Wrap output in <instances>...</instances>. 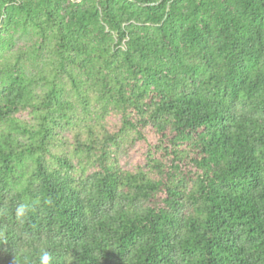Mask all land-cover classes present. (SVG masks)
I'll use <instances>...</instances> for the list:
<instances>
[{"label":"trees","instance_id":"obj_1","mask_svg":"<svg viewBox=\"0 0 264 264\" xmlns=\"http://www.w3.org/2000/svg\"><path fill=\"white\" fill-rule=\"evenodd\" d=\"M0 56V264H264V0H0Z\"/></svg>","mask_w":264,"mask_h":264},{"label":"rangeland","instance_id":"obj_2","mask_svg":"<svg viewBox=\"0 0 264 264\" xmlns=\"http://www.w3.org/2000/svg\"><path fill=\"white\" fill-rule=\"evenodd\" d=\"M80 1H82V0H79V2ZM130 24H137V22L131 21ZM125 25H129V24L126 23ZM147 26H149L150 28H154V26L152 24H147ZM3 59L4 58L0 56V87L2 86V83L5 82V79L2 77V74H1L2 73L1 69H2ZM185 60L189 64H196L197 65L199 63L198 55L194 54L193 52L185 55ZM78 109H79L78 113L85 114L82 112L80 106ZM103 117L104 116H101V119H103ZM82 118L87 119V116L82 115ZM62 132L63 133L61 135L65 136V137H71V134L69 133V131L65 130ZM143 157H144V151L140 150V146H134V144L132 142H130L128 147L127 146L125 147V152L121 156V161L127 168H134V167H137L139 164L142 165ZM31 165H32V162L28 157H26V159H24L23 163L19 165L17 177L22 178L21 183H25L28 180Z\"/></svg>","mask_w":264,"mask_h":264},{"label":"clouds","instance_id":"obj_3","mask_svg":"<svg viewBox=\"0 0 264 264\" xmlns=\"http://www.w3.org/2000/svg\"><path fill=\"white\" fill-rule=\"evenodd\" d=\"M32 208L26 203H20L15 209V215L17 219H21L28 215ZM39 264H55V257L47 250L42 249L39 255Z\"/></svg>","mask_w":264,"mask_h":264}]
</instances>
